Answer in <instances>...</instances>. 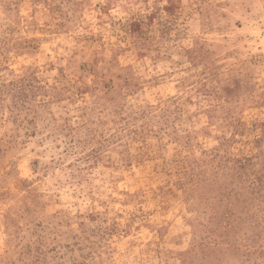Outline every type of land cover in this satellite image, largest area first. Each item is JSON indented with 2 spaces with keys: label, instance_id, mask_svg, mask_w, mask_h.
Wrapping results in <instances>:
<instances>
[{
  "label": "rangeland",
  "instance_id": "obj_1",
  "mask_svg": "<svg viewBox=\"0 0 264 264\" xmlns=\"http://www.w3.org/2000/svg\"><path fill=\"white\" fill-rule=\"evenodd\" d=\"M0 264H264V0H0Z\"/></svg>",
  "mask_w": 264,
  "mask_h": 264
}]
</instances>
